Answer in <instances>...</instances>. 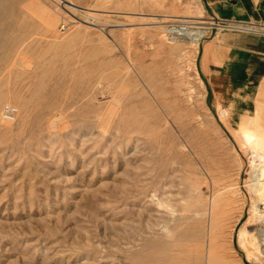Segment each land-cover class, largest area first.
Here are the masks:
<instances>
[{
	"label": "rangeland",
	"instance_id": "374dc122",
	"mask_svg": "<svg viewBox=\"0 0 264 264\" xmlns=\"http://www.w3.org/2000/svg\"><path fill=\"white\" fill-rule=\"evenodd\" d=\"M171 19L204 36L169 40ZM218 21L255 22L204 0H0V264H264V78L207 80L204 44L255 35Z\"/></svg>",
	"mask_w": 264,
	"mask_h": 264
},
{
	"label": "crops",
	"instance_id": "0c3cea01",
	"mask_svg": "<svg viewBox=\"0 0 264 264\" xmlns=\"http://www.w3.org/2000/svg\"><path fill=\"white\" fill-rule=\"evenodd\" d=\"M218 17L264 23V0H204ZM202 71L214 87L257 86L264 78V35L220 32L202 48Z\"/></svg>",
	"mask_w": 264,
	"mask_h": 264
},
{
	"label": "built area",
	"instance_id": "2783aa9c",
	"mask_svg": "<svg viewBox=\"0 0 264 264\" xmlns=\"http://www.w3.org/2000/svg\"><path fill=\"white\" fill-rule=\"evenodd\" d=\"M221 29H231L264 35V24L256 22H234L226 23L218 21L216 24ZM63 28V27H62ZM197 29L193 20L171 19L166 22L165 33L171 41L189 38ZM19 108L8 104L3 108L2 117L6 121L13 122L17 119Z\"/></svg>",
	"mask_w": 264,
	"mask_h": 264
},
{
	"label": "bare ground",
	"instance_id": "6f19581e",
	"mask_svg": "<svg viewBox=\"0 0 264 264\" xmlns=\"http://www.w3.org/2000/svg\"><path fill=\"white\" fill-rule=\"evenodd\" d=\"M70 3V2H69ZM63 27H65V25L63 26ZM204 36V32H201L200 31V29H197L195 32H193L192 34H191V36L189 37V39H192L191 41L192 42H195V43H198L199 41H200V39L202 38ZM260 135H264V129H262L259 133H258V136H260ZM255 137H256V135H252V136H249V137H247L244 141H243V145H251V146H253L254 148H255V143H256V141H255ZM258 141H260V140H258ZM257 141V142H258ZM264 143V142H263ZM264 145V144H263ZM251 146H249V147H251ZM262 151V150H261ZM257 163V162H256ZM264 203V202H263ZM218 204H219V200H218V196H215L214 198H213V200H212V209L213 208H215V207H217L218 206ZM254 231V230H253ZM248 233V231L246 230V229H244V230H242L241 232H240V239H243V237L246 235Z\"/></svg>",
	"mask_w": 264,
	"mask_h": 264
}]
</instances>
